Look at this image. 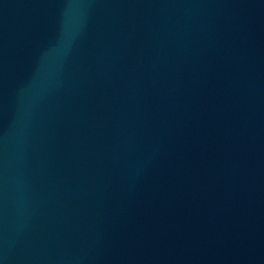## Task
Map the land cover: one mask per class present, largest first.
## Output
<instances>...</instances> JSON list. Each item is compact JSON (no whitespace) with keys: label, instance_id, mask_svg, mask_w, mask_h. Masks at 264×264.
<instances>
[{"label":"water","instance_id":"obj_1","mask_svg":"<svg viewBox=\"0 0 264 264\" xmlns=\"http://www.w3.org/2000/svg\"><path fill=\"white\" fill-rule=\"evenodd\" d=\"M0 264H264V0H0Z\"/></svg>","mask_w":264,"mask_h":264}]
</instances>
